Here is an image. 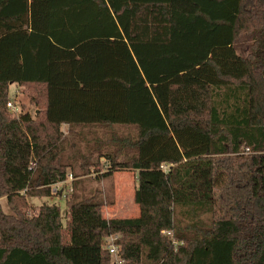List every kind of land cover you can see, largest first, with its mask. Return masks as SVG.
<instances>
[{
	"label": "trees",
	"instance_id": "1",
	"mask_svg": "<svg viewBox=\"0 0 264 264\" xmlns=\"http://www.w3.org/2000/svg\"><path fill=\"white\" fill-rule=\"evenodd\" d=\"M11 85L34 118L7 110ZM62 125L134 130L75 162L136 172L137 217L96 196L23 210L73 168ZM3 197L0 264H109L110 234L123 264H264V0H0Z\"/></svg>",
	"mask_w": 264,
	"mask_h": 264
},
{
	"label": "rangeland",
	"instance_id": "2",
	"mask_svg": "<svg viewBox=\"0 0 264 264\" xmlns=\"http://www.w3.org/2000/svg\"><path fill=\"white\" fill-rule=\"evenodd\" d=\"M225 36V30L221 31L219 37L223 38ZM197 41L200 48L202 46V40L198 37ZM251 45V39L248 36L243 37L235 45L237 54L242 57L247 56L251 52ZM32 92L30 88L26 89L11 85L8 91V100L16 105L19 112L28 113L34 118L38 104L34 102ZM60 132L65 149L64 161L65 163L67 162L73 165V168H71V171H68L66 180L63 183L52 186V196L28 197L27 201L29 206L23 210L33 215L38 212L40 206L55 204L59 206L61 216L63 217L67 198L72 195L78 197V199L96 196L97 200L103 203V218L111 220L137 217L139 213L138 207L133 202L134 190L137 185L136 172L117 171L109 178L100 179L101 175L106 171L105 166L101 171L91 169L89 174H82L78 162H75L78 161L80 156L91 153L95 159L99 155L96 151L97 148H101L102 152L106 150L110 151L112 148L110 144H107V141L112 135L124 137L129 135L134 136V130L120 126L95 125L69 127L68 125H62ZM0 205L5 213L10 212L5 197L0 199ZM62 222L64 223V219ZM112 260L116 261L114 256Z\"/></svg>",
	"mask_w": 264,
	"mask_h": 264
},
{
	"label": "built area",
	"instance_id": "3",
	"mask_svg": "<svg viewBox=\"0 0 264 264\" xmlns=\"http://www.w3.org/2000/svg\"><path fill=\"white\" fill-rule=\"evenodd\" d=\"M6 108L10 113L15 114L16 116H18L20 114L16 105L14 103H11V101L7 102ZM169 168H170V165H161L160 166L161 171H163L164 173H167L169 171ZM56 185H58V184H56ZM118 238H119V235H117V234L113 235L112 234V235H108L104 240V244H103L104 249L108 251V253L110 254V257H111L109 264H123V261L118 254V247L116 245ZM113 256L115 257L116 261L112 260Z\"/></svg>",
	"mask_w": 264,
	"mask_h": 264
},
{
	"label": "crops",
	"instance_id": "4",
	"mask_svg": "<svg viewBox=\"0 0 264 264\" xmlns=\"http://www.w3.org/2000/svg\"><path fill=\"white\" fill-rule=\"evenodd\" d=\"M35 114H36V110H35Z\"/></svg>",
	"mask_w": 264,
	"mask_h": 264
}]
</instances>
